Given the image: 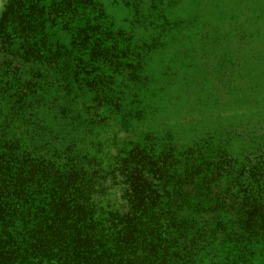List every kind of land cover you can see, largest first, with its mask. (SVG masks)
Listing matches in <instances>:
<instances>
[{"label": "trees", "instance_id": "1", "mask_svg": "<svg viewBox=\"0 0 264 264\" xmlns=\"http://www.w3.org/2000/svg\"><path fill=\"white\" fill-rule=\"evenodd\" d=\"M0 264H264V0H0Z\"/></svg>", "mask_w": 264, "mask_h": 264}, {"label": "rangeland", "instance_id": "2", "mask_svg": "<svg viewBox=\"0 0 264 264\" xmlns=\"http://www.w3.org/2000/svg\"><path fill=\"white\" fill-rule=\"evenodd\" d=\"M155 71L157 72V75L159 74V71H161L160 69V65L159 64H156L155 67H154ZM191 86H189L187 88V90L189 91ZM168 100V98H167ZM166 100V102H167ZM166 104V103H165ZM170 108V110H166L167 112V115L165 116V118L163 120L165 121H169L171 118H173L174 114L177 112L178 108H181L179 110L180 113L182 114H195V113H200L201 110L199 107L196 106V104L192 103H178L175 99V95L173 96V99L172 100H169V106H167ZM203 112V111H202ZM152 118L153 120H159L161 119L160 115L157 114L155 115L154 117H150ZM181 122V125L180 126H173V129L175 130V132L181 137V138H190L192 135H197L199 133L198 130L199 127L197 126V124L195 123L194 125H192L191 123L190 124H187V123H183L184 121H180ZM196 122V121H195ZM186 128H189L187 130H185L184 133H181V130H184ZM191 132H190V131ZM200 135V133L197 135V137Z\"/></svg>", "mask_w": 264, "mask_h": 264}]
</instances>
